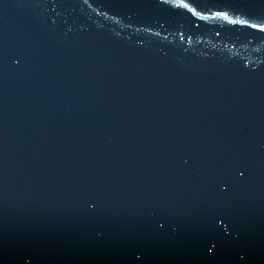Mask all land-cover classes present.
Masks as SVG:
<instances>
[{
    "label": "water",
    "instance_id": "1",
    "mask_svg": "<svg viewBox=\"0 0 264 264\" xmlns=\"http://www.w3.org/2000/svg\"><path fill=\"white\" fill-rule=\"evenodd\" d=\"M0 264H264V0H0Z\"/></svg>",
    "mask_w": 264,
    "mask_h": 264
}]
</instances>
